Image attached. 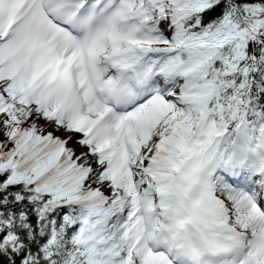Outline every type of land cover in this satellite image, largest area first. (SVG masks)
<instances>
[{
	"label": "snow or ice",
	"instance_id": "6c2138e0",
	"mask_svg": "<svg viewBox=\"0 0 264 264\" xmlns=\"http://www.w3.org/2000/svg\"><path fill=\"white\" fill-rule=\"evenodd\" d=\"M0 264H264V0H0Z\"/></svg>",
	"mask_w": 264,
	"mask_h": 264
}]
</instances>
